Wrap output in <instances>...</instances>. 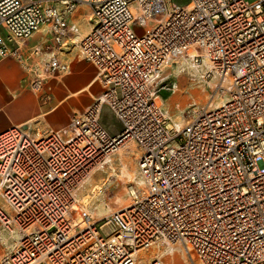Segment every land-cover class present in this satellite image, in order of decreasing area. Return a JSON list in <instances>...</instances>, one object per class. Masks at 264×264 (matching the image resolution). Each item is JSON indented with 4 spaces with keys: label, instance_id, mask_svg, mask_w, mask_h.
<instances>
[{
    "label": "built area",
    "instance_id": "built-area-1",
    "mask_svg": "<svg viewBox=\"0 0 264 264\" xmlns=\"http://www.w3.org/2000/svg\"><path fill=\"white\" fill-rule=\"evenodd\" d=\"M79 4L90 25L72 40ZM43 27L29 67L21 46ZM70 44L101 92L62 129L0 130V264H138L159 244L196 264H264V0H0V62L19 60L34 93L68 71L53 48ZM173 63L218 81L183 122L157 102ZM103 106L119 133L101 122ZM121 145L136 151L127 200L93 218L81 189Z\"/></svg>",
    "mask_w": 264,
    "mask_h": 264
},
{
    "label": "crops",
    "instance_id": "crops-1",
    "mask_svg": "<svg viewBox=\"0 0 264 264\" xmlns=\"http://www.w3.org/2000/svg\"><path fill=\"white\" fill-rule=\"evenodd\" d=\"M76 10L69 17V23L76 28L72 40H77L90 25L89 7L81 4ZM48 38L47 28L43 27L22 44L20 50L29 67L34 64L32 49L44 45ZM53 50L60 60L68 63L69 69L45 80L38 93L28 87L30 73L19 60L6 57L0 62V130L11 125H28L31 130L62 129L72 112L82 111L100 94L95 67L78 56L75 46ZM1 242L7 245L8 240L4 237Z\"/></svg>",
    "mask_w": 264,
    "mask_h": 264
},
{
    "label": "rangeland",
    "instance_id": "rangeland-1",
    "mask_svg": "<svg viewBox=\"0 0 264 264\" xmlns=\"http://www.w3.org/2000/svg\"><path fill=\"white\" fill-rule=\"evenodd\" d=\"M172 1L179 5L187 3V0ZM80 5L77 6V9H79ZM88 18H90V12ZM132 28L139 35L143 32L142 26L133 24ZM88 30L89 26L87 30L82 32V35ZM82 35H78V37ZM189 72L195 74L194 79H190ZM199 74L200 71L195 69L182 70L175 63L169 64L163 69L160 78H167L161 82V86H164V88L158 91L157 102L163 104L172 118L183 122V114H185V109L190 107L189 104L203 105L209 101L210 95L214 96L215 86L218 82L217 78H201ZM220 98L222 97L219 95L214 100L221 102L222 99ZM101 122L112 135L119 133L121 130L119 121L112 115L107 106L102 108ZM135 157V147L126 145L122 152H115L111 156V160L103 168L95 171L86 181L81 189V198L83 200V195L89 196L87 198V210L93 218H100L110 211L121 207L126 202V190L129 183L133 181L136 171ZM105 182L106 186L101 193H93L91 191V188L95 185H101ZM138 257V264L142 263L143 258L144 260L159 258L162 264H196L195 258L191 259L187 251L179 245H153L147 251H141Z\"/></svg>",
    "mask_w": 264,
    "mask_h": 264
},
{
    "label": "bare ground",
    "instance_id": "bare-ground-1",
    "mask_svg": "<svg viewBox=\"0 0 264 264\" xmlns=\"http://www.w3.org/2000/svg\"><path fill=\"white\" fill-rule=\"evenodd\" d=\"M196 71H198L197 69H195ZM222 99V98H221ZM219 103H221V102H219V100H217V101H215V103L214 104H219ZM126 148V145H122V146H120L119 148H118V150H117V152H119L121 149H125ZM121 152V151H120ZM111 160V158L109 159V161ZM97 186V185H96ZM93 191V190H92ZM96 191V190H95ZM89 196L88 195H85L84 196V198H83V202L84 203H87V198H88ZM82 202V205H83V209L86 211V209H85V206H84V203Z\"/></svg>",
    "mask_w": 264,
    "mask_h": 264
}]
</instances>
